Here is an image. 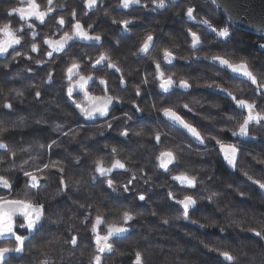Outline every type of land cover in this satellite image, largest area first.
<instances>
[{
    "label": "clouds",
    "instance_id": "obj_1",
    "mask_svg": "<svg viewBox=\"0 0 264 264\" xmlns=\"http://www.w3.org/2000/svg\"><path fill=\"white\" fill-rule=\"evenodd\" d=\"M0 264H264V0H0Z\"/></svg>",
    "mask_w": 264,
    "mask_h": 264
}]
</instances>
